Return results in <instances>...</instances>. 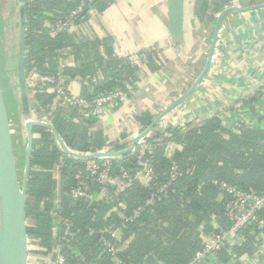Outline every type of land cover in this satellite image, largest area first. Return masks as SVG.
<instances>
[{"label": "trees", "instance_id": "obj_1", "mask_svg": "<svg viewBox=\"0 0 264 264\" xmlns=\"http://www.w3.org/2000/svg\"><path fill=\"white\" fill-rule=\"evenodd\" d=\"M81 1L36 0L26 5L25 72L29 94L33 96L37 118L48 115L72 150L84 154L107 148L121 151L125 148L121 139L126 137L112 141L102 130L95 129L99 122L96 118L62 108L50 115L56 98L55 85L46 78L58 74L61 59L83 55L80 67L65 69L70 81L81 84L78 92L81 97L92 100L117 90L128 96L138 80L139 65L147 63L159 69L164 63V52L160 48L147 50L139 54L141 64H137L127 57H112L107 45L84 37L79 39L76 33L50 38L42 28L43 22L64 18ZM196 1L201 3V12L209 4L215 6L214 12L220 10L216 0ZM113 2L94 0L92 6L103 13ZM102 45L107 49V59L99 53ZM33 70L41 78L36 84L29 80ZM94 77L98 79L96 83H92ZM136 119L146 128L154 117L146 112ZM146 139L155 147L154 183L137 180L131 190L109 201L74 200L69 195L71 189L85 186L74 166L83 161L64 154L49 129L33 128L26 218L28 240L38 248L36 253L43 249L46 250L43 256L49 257L59 249L64 264H190L203 248L202 234L220 233L232 226L226 212L230 198L223 185L264 196V129L240 126L234 132L213 116L200 124L191 123L184 130L173 127L161 130L157 126ZM171 143L182 147L172 160L166 156ZM112 162L114 172L137 169L135 154ZM173 165H177L180 175L160 200L146 206L151 195L169 181ZM86 186L91 193L99 192L96 184ZM141 206L145 207L137 215ZM259 219L260 224L246 230L241 245L232 250L225 246L213 264H229L233 253L236 258H255L264 245V209ZM64 222L71 225V237L65 236ZM104 239L119 250L115 255L105 248Z\"/></svg>", "mask_w": 264, "mask_h": 264}, {"label": "crops", "instance_id": "obj_2", "mask_svg": "<svg viewBox=\"0 0 264 264\" xmlns=\"http://www.w3.org/2000/svg\"><path fill=\"white\" fill-rule=\"evenodd\" d=\"M14 1L11 0V6ZM216 1L220 10L214 12L215 6L209 4L204 7V13L200 10L199 1L185 0V40L181 45H176L170 36L167 0H114L103 13L94 7L98 17H91L87 22L94 25V33L76 32L79 39L84 37L107 45L112 57H127L137 64H141L139 54L147 50L160 48L164 52V63L159 69L147 63L139 65L138 80L129 89L130 94L118 107L102 114V119L95 125V129L102 130L112 141L125 136L126 140L121 139L125 147L121 151L128 149L160 114L192 88L206 66L217 19L230 7L249 10L225 16L207 74L194 92L164 116L157 126L161 130L168 127L184 130L196 119L204 121L221 115L233 117V126L237 130L240 126L264 129V7H261L264 0ZM198 25L204 29H198ZM16 33H19V22L18 32L15 27ZM101 47L99 53L107 59V49L103 45ZM62 60L66 69L77 68L83 64L84 56L74 58L69 55ZM69 85L76 93L81 89L78 81H71ZM146 112H150L154 120L144 128L136 118ZM152 135L153 131L148 136ZM181 150L180 145L171 143L166 156L172 160ZM100 152L120 151L107 148ZM123 156L109 158L114 160ZM56 182L60 189L61 178L58 177ZM28 245V264H31L36 247L30 242ZM42 253L44 255L45 251ZM43 259V263L51 264L52 255ZM235 263L264 264V256L236 258L234 255L229 264Z\"/></svg>", "mask_w": 264, "mask_h": 264}, {"label": "built area", "instance_id": "obj_3", "mask_svg": "<svg viewBox=\"0 0 264 264\" xmlns=\"http://www.w3.org/2000/svg\"><path fill=\"white\" fill-rule=\"evenodd\" d=\"M36 0H25L26 5H32ZM94 0H82L75 8H73L64 18L58 19L55 22L44 21L42 28L47 35L55 39L62 33H76L81 31L87 32L89 25L87 24L89 18H97L96 10L92 6ZM94 19V20H95ZM65 63L60 60L59 72L56 75L48 76L46 81L55 85L54 93L56 95L55 102L51 106L50 115L57 109L62 108L68 111L79 110L80 114L91 116L98 121L102 119V114L116 108V106L127 98V93L123 90H117L110 93L101 94L92 100L81 97L74 92L70 87V80L65 76ZM29 80L36 84L37 80H41L38 73L34 70L29 74ZM98 79L94 77L92 83H96ZM48 115L40 116L41 121L50 122ZM202 121L196 119L191 122L200 124ZM228 129L237 131L235 127L224 124ZM148 137V136H147ZM146 137V138H147ZM144 138L137 144L134 154L136 157L137 169L135 172L127 171L122 168L118 172H114L112 159L109 157H97L86 159L81 165H76L74 168L78 176L85 182L84 185H78L71 189L70 197L74 200H112L131 190L137 180H142L147 184H152L157 180V174L153 167V156L155 147L147 142ZM92 154V153H87ZM180 175L177 165H173L169 181L151 195L146 201V206H152L156 201L160 200L162 195L167 192L172 181L176 180ZM96 184L99 192H89L86 184ZM229 195V201L226 205L227 216L232 222V226L223 232L213 233L210 235L202 234L203 248L199 250L190 264H213L218 253L223 250L225 246L232 250L233 247L241 245L245 239V232L248 228L260 224L259 213L264 209V196H258L253 193L244 192L235 187L223 185ZM141 206L139 212L144 209ZM57 221V220H56ZM60 223L59 221H57ZM66 226L65 236L71 237V225L64 222ZM114 236H116L114 234ZM103 244L105 248L115 255L119 250L116 249L107 239H104ZM46 252V250H44ZM56 251L55 264H64L65 258L60 254L59 249ZM264 254V245L261 247L259 253ZM258 254V255H259ZM234 253L232 256L234 257ZM232 257V258H233ZM44 262V260H43Z\"/></svg>", "mask_w": 264, "mask_h": 264}, {"label": "water", "instance_id": "obj_4", "mask_svg": "<svg viewBox=\"0 0 264 264\" xmlns=\"http://www.w3.org/2000/svg\"><path fill=\"white\" fill-rule=\"evenodd\" d=\"M18 5L19 44L17 51L16 73L19 101L22 107V114L26 120L25 130L27 134V154L25 158L24 180L21 183L19 169L16 162L11 124L0 79V264H28L29 240L26 218V203L27 180L30 170V159L33 144V128L40 126L49 129L54 134L55 141L60 150L64 154L74 158H115L132 153L139 141L146 138L155 129L161 119L164 118V116H166L174 107L186 100L201 83L211 65L212 57L217 44L218 31L225 16L233 12H245L249 10L230 7L220 13L215 26L214 41L207 56L206 66L195 84L186 94L177 99L169 108L160 114L146 131L137 136L128 149L112 153L95 152L92 154H82L72 150L67 146L52 123L41 120L33 121L30 119V94L25 72V38L27 33L25 0H18ZM167 5L170 36L176 45H181L185 40V0H167ZM261 7H264V5ZM8 39L10 46L12 47L11 49H13L15 40V26L12 22L8 24ZM55 262L56 251L54 250L51 264H55Z\"/></svg>", "mask_w": 264, "mask_h": 264}, {"label": "rangeland", "instance_id": "obj_5", "mask_svg": "<svg viewBox=\"0 0 264 264\" xmlns=\"http://www.w3.org/2000/svg\"><path fill=\"white\" fill-rule=\"evenodd\" d=\"M10 2V3H9ZM14 23L17 26L18 32V22H19V8L17 1L12 2L11 0H0V25L2 29L0 31V77L2 81L3 96L5 99L9 120L12 128L16 162L19 169V177L21 183L24 180V169H25V158H26V146H27V134H26V120L22 114V107L19 101L18 84H17V73H16V63H17V51L19 44V33H16L14 40L13 49L10 46L8 39V24ZM15 26V27H16ZM94 27V25L92 24ZM91 24L87 33L93 34ZM212 27H210L211 29ZM94 29V28H93ZM198 29H204L201 25H198ZM95 30V29H94ZM80 34H83L80 31ZM205 58V57H204ZM182 65L183 63L180 62ZM30 119L33 121H40L37 118L36 106L33 102V96L30 95ZM226 125H235L233 117H222L217 116ZM235 127V126H233ZM60 149V148H59ZM38 249V248H36ZM35 250V249H33ZM44 250L40 249L39 253L32 254L31 264H46L43 263V253ZM32 253V252H31ZM264 256V254H263ZM37 260V262H35ZM238 264V263H235Z\"/></svg>", "mask_w": 264, "mask_h": 264}]
</instances>
